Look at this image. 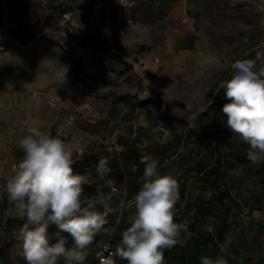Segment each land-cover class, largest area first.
Masks as SVG:
<instances>
[{
	"label": "rangeland",
	"instance_id": "374dc122",
	"mask_svg": "<svg viewBox=\"0 0 264 264\" xmlns=\"http://www.w3.org/2000/svg\"><path fill=\"white\" fill-rule=\"evenodd\" d=\"M66 50L81 58L79 75ZM258 51H264V0H132L126 8L116 0H0V264H26L17 240L25 220L5 186L31 125L71 144L73 159L109 156L112 170L104 179L98 163L88 169L94 193L86 198L111 197L105 225L115 228V241L142 186L135 172L144 170L142 156L151 155L165 174L190 166L184 180L196 176L197 183L185 191L194 197L230 194L206 217L223 246L214 243L209 255L239 260L254 253L250 264H264V161L252 163L248 145L233 133V146L221 148L214 139L223 130L209 124L198 130L196 123L226 100L220 85L231 78V65ZM147 97L158 102L142 105ZM219 159L225 185H202L200 172L213 171ZM226 207L231 211L221 220ZM48 232L52 242H73L54 225Z\"/></svg>",
	"mask_w": 264,
	"mask_h": 264
},
{
	"label": "clouds",
	"instance_id": "9594fccd",
	"mask_svg": "<svg viewBox=\"0 0 264 264\" xmlns=\"http://www.w3.org/2000/svg\"><path fill=\"white\" fill-rule=\"evenodd\" d=\"M231 68V78L220 85L228 101L221 109L225 126L248 145V159L259 163L264 161V51L254 59L236 60ZM18 148L23 156L13 165L5 191L25 220L17 235L23 259L26 264H86L95 236L102 230L110 234L104 225L113 211L111 197L99 192L86 198L87 178L74 173L72 145L39 125L27 127ZM109 163L106 157L99 159L95 171L101 179L111 173ZM141 163L142 186L130 201L135 211L127 217L130 226L122 232L118 253L127 264H166L163 250L183 246L190 236L187 221H176L180 186L160 171L158 159L144 155ZM53 225L72 238L71 247L64 237L52 242L48 230ZM200 264H228V259L202 256Z\"/></svg>",
	"mask_w": 264,
	"mask_h": 264
},
{
	"label": "trees",
	"instance_id": "16d2710c",
	"mask_svg": "<svg viewBox=\"0 0 264 264\" xmlns=\"http://www.w3.org/2000/svg\"><path fill=\"white\" fill-rule=\"evenodd\" d=\"M23 24L20 23V26ZM61 47H63L61 45ZM68 53L69 58L73 62V72L75 75H79L80 69H81V58L77 56L72 50H66ZM158 102V99L155 97H147L142 100V105H146L149 103L156 104ZM225 103H228L227 100L218 101L213 108L201 113V115L196 119L197 123V129H202L206 124L212 125L216 128L223 130V135L218 137H215L214 141L217 139V142L219 143V146L221 148H224L225 146H233V143L231 142L230 138L232 135L231 130H229L225 124H226V117L222 113L221 109ZM197 135V134H196ZM202 150V148H201ZM211 153H214L211 151ZM202 160H205V157L202 158ZM99 162V159L95 154H88L85 153L83 155V158L81 159H74L73 164V170L74 173L81 174L86 176L88 169L97 164ZM203 163V162H200ZM204 165L206 163H203ZM215 164V169L213 171H210L208 173L200 172L201 175H203L202 179L205 182L214 180L218 183H222L225 185V170L224 165L222 164V160L219 159ZM190 168V166H188ZM192 168H190L188 171H191ZM136 177L140 178L143 175V170L138 169L135 172ZM180 186V185H179ZM84 188V196H91L94 193L93 187L86 183L83 185ZM185 192L184 186H180L179 188V194L180 198H183ZM230 198V194L227 190H214L212 196L208 200H199L196 201L193 204V207L188 212H191V215L189 216L192 221L189 222L188 226V233H190V236L185 237V243H184V249L185 254L182 256L183 259L181 260L180 264H200V258L202 256H208L209 255V247H211L214 243H218L219 245H222L221 242L218 241V237L212 233L209 227L204 228V224L206 223V217L212 210V208H218L219 204L224 201L225 199ZM231 211L230 207H226V209L221 213V220H226L229 216V213ZM213 215H216L214 213ZM104 228L107 229V226L104 225ZM125 228H127L125 224ZM197 234H196V233ZM64 236H69L67 233H63ZM106 235V233L102 230L100 233H98L94 238V248H89V255L87 259L92 263L94 261V254L97 250L98 244L101 239ZM217 238V240H215ZM73 242L69 247H71ZM176 247V246H175ZM173 247L172 249H174ZM221 248V246H220ZM167 249H164V255L167 256L170 259L169 264H179L173 262V258L169 254H165ZM219 253L214 254V256H217ZM179 258V255L177 256ZM117 258H118V251H117ZM186 263H183L184 261ZM118 262V260H117Z\"/></svg>",
	"mask_w": 264,
	"mask_h": 264
},
{
	"label": "crops",
	"instance_id": "0c3cea01",
	"mask_svg": "<svg viewBox=\"0 0 264 264\" xmlns=\"http://www.w3.org/2000/svg\"><path fill=\"white\" fill-rule=\"evenodd\" d=\"M177 167H178L177 165H174L173 168H171V170L168 173L173 176L174 175V172L177 171V173L179 175V177L177 178V181H178V183H179L180 186H184V188L186 190V185L188 186V185H191V183H197V181H196V178L197 177L196 176H190V174L189 175H186V176H190L189 179L188 180H184L185 179V174H183V171H185L187 173L188 170L190 169L189 167L182 166V169L179 167V171L178 170H175V168H177ZM208 182L210 183L211 181H208ZM202 185H205V183L203 182ZM189 189H190V186H189ZM199 189L200 190L201 189L205 190V188L202 187V186H199ZM213 192H214V190L213 191L211 190L210 196H212ZM184 195L185 196L183 198H180V200H179V206L175 210V216H176V221L177 222H181L184 219H189V221H192V219H190V217H189L191 215V212H188V211L192 209L193 204L196 201H199V199L201 200V198H199V196L201 195L200 192H196L195 197L193 196L194 195L193 192L188 193V191H187V193L185 191L184 192ZM134 211L135 210H129L127 212V217H128V215L131 212H134ZM186 215H188V216H186ZM125 224H126L127 227L130 226L127 220H126ZM205 227L206 226L204 225V228ZM121 238L119 237L117 239L118 244L121 243ZM117 241H115V243L118 246ZM165 254L171 255L172 258H173V262L174 263H178V261H179V264H180L181 263V260L183 259L182 256L185 254L184 244H183V246H181L180 244H177L174 249H172V248L171 249H167ZM178 255H179V258L177 257ZM252 255H254V253L253 254H249V255L247 254L245 256H240L239 257V260H237L236 259V256H234V255L231 256L229 254L226 259H228V264H236V263H239V264H250V262H253V259H251V257H253ZM255 255H256V252H255ZM210 256H212L213 258L216 257L214 255H210ZM257 259H258V257H256L254 263H257L258 262L259 259L258 260ZM117 260H118V258H117ZM182 262L183 263H186L185 260L182 261ZM118 264H127V261L126 260H123V261L120 260V262Z\"/></svg>",
	"mask_w": 264,
	"mask_h": 264
},
{
	"label": "built area",
	"instance_id": "2783aa9c",
	"mask_svg": "<svg viewBox=\"0 0 264 264\" xmlns=\"http://www.w3.org/2000/svg\"><path fill=\"white\" fill-rule=\"evenodd\" d=\"M118 6L126 8L131 5L132 0H116ZM92 111V110H91ZM134 133H137V129H135ZM217 142V139L215 140ZM106 157L108 160H110L109 156H101ZM100 157V158H101ZM110 168V163L108 165ZM112 170V169H111ZM113 189L117 190L118 188L113 187ZM187 221L186 219L182 220L181 222ZM189 226V223L187 221V227ZM115 228L112 227L110 229V234H107L103 239L100 240L97 250L94 254V261L91 263L88 259L86 260V264H118L117 262V245L115 243V240L113 238V232ZM217 240V238H215ZM221 249H223V246L221 245ZM165 256V255H164ZM166 264H169L170 259L165 256Z\"/></svg>",
	"mask_w": 264,
	"mask_h": 264
}]
</instances>
